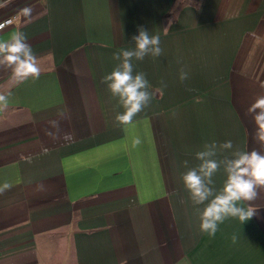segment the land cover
Wrapping results in <instances>:
<instances>
[{"label": "crops", "instance_id": "obj_1", "mask_svg": "<svg viewBox=\"0 0 264 264\" xmlns=\"http://www.w3.org/2000/svg\"><path fill=\"white\" fill-rule=\"evenodd\" d=\"M6 17L0 40L25 33L41 74L0 70V264H264V190L209 236L182 181L206 143L264 152L247 113L264 95V0H0ZM141 27L162 48L133 61L152 98L118 125L102 78Z\"/></svg>", "mask_w": 264, "mask_h": 264}, {"label": "clouds", "instance_id": "obj_2", "mask_svg": "<svg viewBox=\"0 0 264 264\" xmlns=\"http://www.w3.org/2000/svg\"><path fill=\"white\" fill-rule=\"evenodd\" d=\"M30 15V9L23 10ZM169 21V26H171ZM3 25H0V29ZM168 28H165L167 31ZM135 42L133 49H125L113 54L118 61L110 74L102 78L113 97L118 98L124 111L115 116L118 125H130L151 101L150 84L143 72L134 74L133 61H143L146 56L159 57L162 55L159 35H150L148 30L139 28L138 34L132 37ZM0 70L10 71L17 82H23L29 77L38 79L41 69L38 59L27 36L22 31H16L7 40H0ZM188 78L183 69L180 73L181 81ZM264 88V84H261ZM11 92L0 94V111L8 108ZM247 113L252 117L255 125L254 140L264 145V95L258 96L248 107ZM133 147L138 146L139 138L133 140ZM230 151L231 155L224 159H217L220 152ZM200 161L196 167L188 169L182 174L184 188L188 191L194 206L204 205L198 209L200 231L209 236H215L219 224L227 218H238L239 221H248L255 213L251 202L259 198L264 190V152L255 149L240 151L236 149L232 140L222 143L213 141L206 143L202 151L195 154ZM187 164V162H185ZM223 165L226 180L223 187L217 190L214 187L213 177ZM10 185L5 184L3 188ZM0 188V192L3 191ZM248 203V207L242 206ZM235 242L236 237H232Z\"/></svg>", "mask_w": 264, "mask_h": 264}, {"label": "built area", "instance_id": "obj_3", "mask_svg": "<svg viewBox=\"0 0 264 264\" xmlns=\"http://www.w3.org/2000/svg\"><path fill=\"white\" fill-rule=\"evenodd\" d=\"M13 23V18L11 17H6L0 20V25H3V28L0 29V31H2L3 29H5L6 27L10 26Z\"/></svg>", "mask_w": 264, "mask_h": 264}]
</instances>
